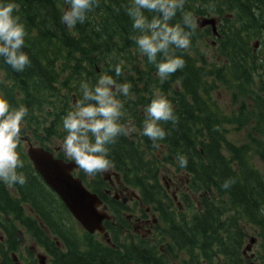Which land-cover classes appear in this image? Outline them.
<instances>
[{
	"label": "trees",
	"instance_id": "obj_1",
	"mask_svg": "<svg viewBox=\"0 0 264 264\" xmlns=\"http://www.w3.org/2000/svg\"><path fill=\"white\" fill-rule=\"evenodd\" d=\"M12 2L17 5L15 14L25 24L23 50L31 65L16 72L0 58V95L12 107L24 104L28 108L21 135L31 132L35 137L33 131L41 125L43 140L38 145L50 149L46 137L66 135L61 118L80 97L82 81L91 86L106 73L117 83H130L129 96L119 97L124 105L120 122L130 132L108 145V158L123 183L137 188L144 205L157 211V230L162 237L153 241L137 236L133 240L131 223L120 214L125 206L91 184L89 188L114 212L118 226L110 230V222L105 223L109 243L79 231L65 206L33 175L17 148L24 162L18 171L27 182L14 185L13 192L0 181V226L6 244L0 248L3 255L15 250L10 243L17 239V221L47 249L51 264H172L173 259L177 264H249L242 252L248 229L264 243V173L254 162H264V79H259L257 89L250 87L264 64V54L258 60V50L264 49V0H185L184 11L191 12L197 21L206 16L216 18L217 34L211 26L198 23L190 48L179 53L185 66L163 83L155 65L135 43L137 32L125 11L132 0H100V6L74 28L61 22L67 8L64 0ZM145 15L150 18L153 14ZM180 19L177 12L172 23ZM207 39H212L210 56L202 49ZM117 62L123 71L119 77L111 71ZM219 84L233 88L235 99L241 93L249 97L256 106L251 110H258L254 117H248L254 111L246 112L245 102L238 111H231V117L220 112L212 95ZM157 90L171 101L178 118L176 125L161 124L166 137L157 142L159 149L142 135L145 108ZM37 115L51 118L49 125L38 122ZM243 120L249 135L237 144L228 138L226 123L240 130ZM178 153L187 156L186 167L178 165ZM158 163L187 174L186 189L178 194L181 208L160 183ZM229 178L235 183L223 189L221 185ZM24 204L33 208L31 216H23ZM125 228L129 230L124 232ZM256 260L253 264H264L261 255Z\"/></svg>",
	"mask_w": 264,
	"mask_h": 264
},
{
	"label": "clouds",
	"instance_id": "obj_2",
	"mask_svg": "<svg viewBox=\"0 0 264 264\" xmlns=\"http://www.w3.org/2000/svg\"><path fill=\"white\" fill-rule=\"evenodd\" d=\"M185 0H132L126 7V14L136 30L135 43L149 63L156 67V75L163 83L168 77L185 66L179 54L191 46V37L198 29V21L191 12L184 11ZM67 5L61 22L68 28L83 24L87 14L100 6V0H64ZM17 5L12 0H0V58L16 72H23L31 65L28 54L23 50L26 29L19 15ZM253 11L259 16L255 9ZM145 12L153 14L150 18ZM180 12L181 19L172 23ZM261 62V61H258ZM115 77L123 74L121 63L111 69ZM132 85L117 83L112 75L102 74L89 85L82 81L80 97L62 116L66 133L62 142L64 155L88 176L106 173L113 166L109 159L108 145L115 144L118 136L129 135L130 129L120 122L123 102L120 96L128 97ZM28 115L24 104L10 106L8 100L0 95V181L9 188L23 186L27 180L18 169L24 167L17 148L21 142V124ZM178 123L171 101L157 90L145 108L142 135L152 141V147L159 149L157 143L166 137L162 123ZM178 165L188 164L185 154L176 156ZM235 183L229 178L221 187L228 189Z\"/></svg>",
	"mask_w": 264,
	"mask_h": 264
},
{
	"label": "rangeland",
	"instance_id": "obj_3",
	"mask_svg": "<svg viewBox=\"0 0 264 264\" xmlns=\"http://www.w3.org/2000/svg\"><path fill=\"white\" fill-rule=\"evenodd\" d=\"M252 4V3H251ZM253 11V10H252ZM211 40L212 39H207L205 40L206 42V45H202V49H207V54L208 56L211 55V49H212V43H211ZM258 45H256L255 48H257ZM259 51V59H261L263 57L261 50H258ZM264 51V50H263ZM264 59V58H262ZM233 88L231 89H228V88H225V86H223V84H219L217 85L213 90H212V95H213V98L217 104V107L219 108L220 112L228 115V116H233V114L231 113V111L233 112V110L235 109L237 111L238 109V106L240 104H242L243 102H245V108H246V112L250 109V111H254L253 113H249L248 117H254L255 113H257L258 110H251V109H255L256 106H255V103H253L252 101H250L251 99L245 95H242L243 93L239 94L237 96V98L235 99L234 95H233ZM38 116V122L42 123L43 126H47L49 125L50 121H51V118H45L43 115H37ZM252 119V118H250ZM23 124H21V127H22ZM227 127L229 128V133H228V138L232 141H234L235 143L239 144V143H242L246 140V137H248V133L246 132L247 129H248V126L245 124L244 120L242 121L241 123V126H240V130H235V127L236 125H233L231 123H226ZM232 128V129H231ZM34 134H35V137L33 134H31L33 136L30 137L28 135H25V136H28V138L33 141V140H36V144L40 143L42 140H43V128L41 127V125H38V127L33 131ZM252 137H259L258 135L256 134H252ZM45 144L46 145H49L52 149L55 148L56 146H59L60 144H62V137L58 136L56 137L55 135L53 136H48L46 137V140H45ZM30 144H28L25 140L21 141L18 148L19 150L21 151L22 155H25V153L27 154V149L29 147ZM33 145V143L31 144ZM257 157H255L254 159H256ZM256 164L255 166L262 172L264 173V162L261 161V160H258L256 159L254 161ZM111 170V169H110ZM107 173H110V171L106 172V173H99L95 175V178L93 176H88L89 179L91 178H94V179H98V177L100 176H103L105 177V175ZM157 175H158V178L160 180V183H163L164 186H168L169 188V194L170 195H174L176 198L178 196V194L180 193V191L182 190H185L186 189V181H187V174L183 171V170H179V171H175L173 169L172 166H170L169 164H166V163H158V169H157ZM92 184V182H91ZM98 187L101 188L98 184ZM102 189V188H101ZM134 192L135 193H138L140 195V192L138 191V189H134ZM113 193V192H112ZM174 204L178 207L179 205H177V203L174 202ZM180 206H182V203L180 204ZM179 206V207H180ZM143 207H146L145 205H143ZM55 212V211H54ZM144 216V217H148L150 219V221L152 222V218L153 219H156V214L153 213L152 211H149V212H140V215ZM16 220V219H15ZM157 220V219H156ZM4 221V220H2ZM5 222V221H4ZM15 222V221H14ZM76 220H74V224H75ZM150 222V223H151ZM78 223V222H77ZM76 223V227L79 231H81V225H77ZM153 223V222H152ZM163 223L161 222L160 225H162ZM15 225L18 227L17 229L20 230V228H22L24 231H25V228L20 224L18 223L17 221L15 222ZM154 225V223H153ZM146 228L147 225H145ZM162 228L163 225L161 226ZM137 231L139 233H136L132 230V228L130 229V235L132 236V239L133 240H136V237L137 235L139 234H143L145 235L146 237H149L151 236V234H149V232H147L143 227L142 225L140 226H137L136 227ZM150 229V227H149ZM252 230L248 229V236H247V239L244 243V246H246V244L249 242V237L251 236H254L256 238V240L254 241V243L252 244V247L250 250H248V252L246 253L247 257H248V260L247 261H250V263H255L257 262L256 260V257L257 256H260L261 255V258H264V243H259V239L257 238V236L251 232ZM155 235H153L152 237H150L149 239L153 240V241H157L158 239H160L162 237L161 233L159 234L158 233V230L155 229ZM164 232H165V237H166V240H168V235H167V229H164ZM96 238H100L101 237V233L100 234H96L95 235ZM35 239L31 236H27V235H24V238H22V243L24 245V247H28V246H31V245H36L34 243ZM37 251L39 252H42V249L39 248L37 245ZM10 253V252H9ZM9 255V254H8ZM44 259V258H43ZM43 261V260H42ZM48 261V257L46 258L45 260V263H47ZM44 262V261H43ZM178 263V260H172V264H177ZM252 263V264H253ZM30 264V262H29Z\"/></svg>",
	"mask_w": 264,
	"mask_h": 264
},
{
	"label": "flooded vegetation",
	"instance_id": "obj_4",
	"mask_svg": "<svg viewBox=\"0 0 264 264\" xmlns=\"http://www.w3.org/2000/svg\"><path fill=\"white\" fill-rule=\"evenodd\" d=\"M255 43H257V45H258V42L257 41ZM255 47L256 46H254V52H257V50H256ZM263 50L264 49H262V51H261L262 54H264V51ZM258 55H259V53H258ZM260 75H263V76L260 77ZM253 77L254 78L251 79L252 86H250V87L251 88H254V89H257L256 86L258 84L259 79L260 78H263L264 79V64L262 65L261 70L258 71V72H256V75L253 76ZM261 87H264V85H261ZM237 111H238V109H237ZM31 134H32L31 132H28L27 133L28 136H30V137L33 138V136ZM28 136L21 135V141L25 140L28 144H32L33 143V145H38V144H36V142H37L36 140L31 141L28 138ZM63 139H64V137H62V142H63ZM38 146H40V145H38ZM49 148H50L49 150H52L53 151V155L54 156H57L59 158H62L64 161H69V159L64 155V152L62 150V144H60L59 146H56L53 149L50 146H49ZM25 157L27 159V162H26L27 166L33 170V175L36 176V178L39 177V179L45 185V187L49 191H51L52 194L55 195L60 200L59 196L44 182V180L42 179L41 175L33 167V164L29 160V158H28V156H27L26 153H25ZM72 175L74 177L79 178L81 180V182L84 184V186H86L88 188H89V185L92 182L91 185L93 187H97L98 189H101L102 188L101 190H103L105 193H107L109 195H111L112 192L113 193L117 192L118 193L117 194V197L119 198V200H121V201H119L121 203V205H123V206H125L127 208H131L129 210V212L126 213V217L125 218H126L127 222L131 223L132 230L134 232H136V233H139L137 231L136 227L142 225V227L147 232H149V234H151V236L145 237V238H150L153 235H155L156 232H155V226L153 225V223L155 224L157 222V220L152 218V222H153L152 223L148 217H144L143 216L144 214L142 215V213H141V215H140V212H149L151 210L147 206L146 207H143L144 203L141 201L140 195L138 193H135L134 192V188H131L128 185L127 186L124 185V183H123V181L121 179V176H120V174L117 171H115L114 169L111 168L110 173H107L105 175V177L100 176L96 180V179H94L95 176H93L94 178L89 179L88 178V175H86L78 166H76L72 170ZM98 175H99V173H98ZM98 184H99V186L101 188L98 187ZM5 185L7 186L6 183H5ZM10 189L14 192V188H10ZM165 190L167 191V193L169 192L168 186L165 187ZM12 194H13V195H11L12 197L13 196H17V197L20 198V194H16V193H12ZM170 196L172 197V195H170ZM122 198H124V201H122ZM173 202L177 203V205L180 206V203L179 202H181V200L178 199V201H176V199L173 198ZM179 208H181V206ZM32 212H34V210H33L32 207H30L27 204H24L23 205L22 213H23V216L24 217H25V215L26 216H31L32 215ZM107 221L110 222V223H107V225L110 228V230L117 229L118 223H116L114 217H112V218H110L108 220H105L104 221V224ZM76 223L77 222H75V224ZM77 225H79V224L77 223ZM145 225H147L148 228H146ZM149 227H150V229H149ZM15 229L18 231L17 236H16L17 239L15 238L14 243H12V242L10 243L11 246L15 250H14V252L8 253L9 254L8 256H4L3 253L0 250V264H29V262H30V264H51L50 254H49V252L47 251V249L44 246H42V245L38 244L36 241H34V243L39 248L42 249V252L37 251L36 245L35 246L34 245H31V246H28L27 248L24 247L23 243L21 242L22 241V238H24V235H27V236H29V235L22 228H20V230L17 229V228H15ZM128 230H129L128 228H125L123 231L126 232ZM140 235L141 236H145L142 233ZM4 239H5L4 233H3L2 229H1V226H0V248L1 247L2 248H5V246H6V244L3 242ZM8 246H9V243H8ZM244 255L248 259L247 255L246 254H244ZM47 257H48V261H47V263H45V260H46ZM252 263H250V261H249V264H252Z\"/></svg>",
	"mask_w": 264,
	"mask_h": 264
},
{
	"label": "water",
	"instance_id": "obj_5",
	"mask_svg": "<svg viewBox=\"0 0 264 264\" xmlns=\"http://www.w3.org/2000/svg\"><path fill=\"white\" fill-rule=\"evenodd\" d=\"M198 23L200 26L210 25L213 33H216L214 18H203L198 20ZM27 154L44 182L59 196L72 216L87 231L103 232L102 221L110 216L104 209L98 208L101 203L99 197L87 190L80 179L72 175V170L77 166L76 163L72 160L64 161L55 157L51 151L31 144L27 149ZM255 240L254 236L249 238V242L243 249L244 253L251 249Z\"/></svg>",
	"mask_w": 264,
	"mask_h": 264
}]
</instances>
